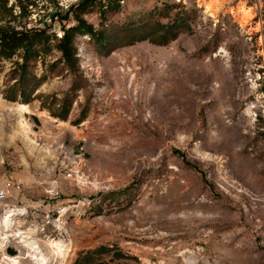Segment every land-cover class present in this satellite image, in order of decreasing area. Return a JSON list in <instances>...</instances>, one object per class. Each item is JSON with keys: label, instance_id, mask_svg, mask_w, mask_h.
I'll return each mask as SVG.
<instances>
[{"label": "rangeland", "instance_id": "rangeland-1", "mask_svg": "<svg viewBox=\"0 0 264 264\" xmlns=\"http://www.w3.org/2000/svg\"><path fill=\"white\" fill-rule=\"evenodd\" d=\"M78 1L35 0L11 24L62 33L52 16ZM112 3L115 26L181 5L191 32L107 56L77 35L76 73L50 41L27 104L3 97L13 64L0 62V187L19 188L0 201V264H73L99 247L111 251L94 264H264V0ZM84 18L99 28V11Z\"/></svg>", "mask_w": 264, "mask_h": 264}, {"label": "trees", "instance_id": "trees-1", "mask_svg": "<svg viewBox=\"0 0 264 264\" xmlns=\"http://www.w3.org/2000/svg\"><path fill=\"white\" fill-rule=\"evenodd\" d=\"M55 7L57 0H41ZM9 0H0V62L8 60L13 66L10 71V81H14L3 93L8 102L29 103L33 91L27 92L29 85L36 80L32 67L33 63L47 54L51 49L50 41H54V48L59 52L57 62L70 72H77V48L74 39L77 35H87L97 50L107 56L113 50L132 46L136 43L146 41L156 46H166L175 41L182 33L191 32V23L194 14L183 6L162 5L154 8L147 17L137 23L124 24L121 26L107 24L106 14H115L118 4L112 0H79L71 4L63 12H54L52 20L56 18L61 25L62 33L51 32L52 26L42 28H27L18 23L11 24L16 20L28 17L29 6H34L35 0H14L13 6L17 8L18 14H13V7H8ZM99 11L101 20L99 28L89 24L84 15L93 11ZM166 19V22L162 20ZM73 23V25H68ZM60 35V37L58 36ZM14 56L17 60H13ZM81 122L85 116L82 112ZM63 121L66 113L53 115ZM111 251V248L99 247L81 253L73 264H94V262ZM100 264V262H98Z\"/></svg>", "mask_w": 264, "mask_h": 264}, {"label": "bare ground", "instance_id": "bare-ground-1", "mask_svg": "<svg viewBox=\"0 0 264 264\" xmlns=\"http://www.w3.org/2000/svg\"><path fill=\"white\" fill-rule=\"evenodd\" d=\"M28 109H27V106L26 105H20L19 106V111L21 112V113H23V112H26ZM20 133H21V136L25 139V140H28V138L29 137H27V133H28V131H27V129H26V126L24 125V124H21V126H20ZM12 215L11 214H8L5 218H4V221H5V223L6 222H8L9 221V217H11ZM9 223V222H8ZM19 234H21V233H17L16 235H18L19 236ZM15 235V236H16ZM20 243L21 242H23V243H25L27 246H28V248L33 252V254H35L36 255V258H37V255H38V253H40L41 252V250H40V252L37 250V247H36V243L33 241V240H27V239H24V237H22V240L21 241H19ZM51 244V243H50ZM53 247L55 246L56 248H55V250H51V252H47V255H49L50 257H53V259H54V257L55 256H57V255H59L60 253H61V247H59L60 245H57L56 243H53V244H51ZM27 248V247H26ZM27 248V249H28ZM30 251V252H31ZM51 254V255H50ZM48 257V256H47ZM35 258V259H36ZM38 259V261H39V263L40 264H45V262L47 261V259L46 258H43L41 255L37 258ZM51 259V258H50ZM192 261H194V259H189V262H192Z\"/></svg>", "mask_w": 264, "mask_h": 264}, {"label": "built area", "instance_id": "built-area-1", "mask_svg": "<svg viewBox=\"0 0 264 264\" xmlns=\"http://www.w3.org/2000/svg\"><path fill=\"white\" fill-rule=\"evenodd\" d=\"M58 36L60 37L59 34H58ZM15 188L19 189L15 186H11V184L9 182L4 183L3 186L0 187V201H3L6 198H8L9 196H11V194Z\"/></svg>", "mask_w": 264, "mask_h": 264}, {"label": "crops", "instance_id": "crops-1", "mask_svg": "<svg viewBox=\"0 0 264 264\" xmlns=\"http://www.w3.org/2000/svg\"><path fill=\"white\" fill-rule=\"evenodd\" d=\"M9 177L11 178H14V179H17V180H26L28 179V174L27 172H23V173H18V174H15V173H12Z\"/></svg>", "mask_w": 264, "mask_h": 264}]
</instances>
